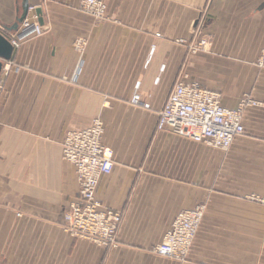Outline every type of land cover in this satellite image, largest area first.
<instances>
[{"label":"crops","instance_id":"0c3cea01","mask_svg":"<svg viewBox=\"0 0 264 264\" xmlns=\"http://www.w3.org/2000/svg\"><path fill=\"white\" fill-rule=\"evenodd\" d=\"M100 1L104 21L82 0H0L9 44L24 2L44 29L0 59V264H264V206L248 200L264 197V0ZM200 40L204 51L191 53ZM178 81L219 93L228 109L245 96L263 106L245 109L227 151L213 149L156 129ZM136 82L148 109L131 103ZM95 118L113 152L96 198L122 213L115 248L63 230L79 187L62 143ZM200 205L186 261L153 254L178 213Z\"/></svg>","mask_w":264,"mask_h":264},{"label":"built area","instance_id":"2783aa9c","mask_svg":"<svg viewBox=\"0 0 264 264\" xmlns=\"http://www.w3.org/2000/svg\"><path fill=\"white\" fill-rule=\"evenodd\" d=\"M31 10L29 8L28 12ZM81 11L96 21L107 19V7L100 0H82ZM43 32V27L37 22L25 19L10 45L18 49L23 42ZM85 45L84 41L79 40L74 44V49L81 53ZM189 48L191 53L204 51L205 41L200 40ZM256 66L264 70V50ZM139 87L140 83L136 82L131 103L148 109L149 104L141 102ZM3 93V82L0 80V102ZM258 106L263 105L245 96L235 109H228L222 106L219 93L178 81L158 113L156 129L227 151L234 140L244 134L242 118L245 109ZM102 136L103 123L100 118L93 119L85 129L68 131L65 135L61 147L62 159L73 166L79 190L78 197L69 203L64 214L63 230L74 238L105 248H115L118 245L117 232L122 222V213L104 208L96 198L100 179L108 176L114 166L113 152L103 144ZM248 200L264 206V197L251 196ZM204 212L205 206L200 205L178 213L169 231L151 252L178 263L185 262Z\"/></svg>","mask_w":264,"mask_h":264},{"label":"water","instance_id":"95a60500","mask_svg":"<svg viewBox=\"0 0 264 264\" xmlns=\"http://www.w3.org/2000/svg\"><path fill=\"white\" fill-rule=\"evenodd\" d=\"M29 6L26 2L23 3L22 13L16 18L14 29L17 30L27 17ZM38 17V23L42 24L41 11L37 9L35 11ZM12 54V47L8 41L0 34V59L9 61ZM2 70V63L0 62V72Z\"/></svg>","mask_w":264,"mask_h":264}]
</instances>
